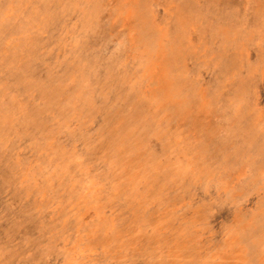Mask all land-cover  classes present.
Instances as JSON below:
<instances>
[{"label":"rangeland","instance_id":"obj_1","mask_svg":"<svg viewBox=\"0 0 264 264\" xmlns=\"http://www.w3.org/2000/svg\"><path fill=\"white\" fill-rule=\"evenodd\" d=\"M35 1L0 0V264H264V109L243 90L254 79L264 101V62L242 63L246 41L208 37L183 0Z\"/></svg>","mask_w":264,"mask_h":264},{"label":"bare ground","instance_id":"obj_2","mask_svg":"<svg viewBox=\"0 0 264 264\" xmlns=\"http://www.w3.org/2000/svg\"><path fill=\"white\" fill-rule=\"evenodd\" d=\"M28 1V0H27ZM58 1V0H57ZM77 1V0H76ZM86 1V0H85ZM88 1V0H87ZM109 1V0H108ZM111 1V0H110ZM147 1V0H146ZM164 1V0H163ZM166 1V0H165ZM172 1V0H171ZM198 1V0H197ZM35 2H42V0H37V1H35ZM92 2H94V1H92ZM99 3L100 2H102V1H98ZM104 2V1H103ZM113 2V1H112ZM127 2V1H126ZM242 2V1H241ZM45 3V2H44ZM70 3H73V2H71L70 1ZM110 3V2H109ZM108 3V4H109ZM118 3V2H117ZM122 3V2H121ZM125 3V2H124ZM146 3V2H145ZM152 3V2H151ZM164 3V2H163ZM166 3V2H165ZM198 3V2H197ZM19 4V3H18ZM24 4V3H23ZM26 4V3H25ZM89 4V3H88ZM105 4H107V3H105ZM120 4V3H119ZM167 4V3H166ZM165 4V5H166ZM169 4V3H168ZM175 4V3H174ZM183 4H185L186 5V8H188L189 9V13H191V15L189 16V18L191 19V20H193V19H195V20H199V22H196L198 25L199 24H201V27L200 28H206V30H207V32H205V34H207V36L208 37H213L214 39L216 38V37H214V36H212V35H214V34H216L217 35V33H219V31H217V28H218V26H222V27H224V28H226L227 30L229 29V34L232 36V37H234L235 39H237V38H239L240 40H245L246 41V43H247V45H248V48H249V50H250V54H249V57H245V62L244 61H242V63H245V65H248V67L249 68H252L254 65L253 64H255L256 62H258L259 60L260 61H262V62H264V39H263V43H262V45L261 46H256V44H255V38H258L259 36H258V34H261V35H263L264 36V13H256V12H254L253 11V6H252V2L251 1H249V2H247V3H245V4H247V5H239L240 4V2H239V0H202V3H201V7L200 6H198V5H196V3H195V1L194 0H183V2H182V6H184ZM244 4V3H243ZM35 5H37V3H35ZM72 5V4H71ZM81 5V4H80ZM86 5V4H85ZM85 5H83V7L85 6ZM91 5H93L94 6V4H91ZM98 5V4H97ZM104 5V4H103ZM176 5H178V4H176ZM200 5V4H199ZM33 6V5H32ZM105 6V5H104ZM181 6V5H180ZM237 6V7H236ZM238 6H247L248 7V9L245 11L244 9H239V7ZM8 7V6H7ZM80 7V6H79ZM82 7V6H81ZM96 7V6H95ZM94 7V8H95ZM103 7V6H102ZM108 7H109V5H108ZM116 7V6H115ZM114 7V8H115ZM174 7V6H173ZM185 7V6H184ZM241 7V8H242ZM12 8V7H11ZM23 8V7H22ZM71 8H73V6L71 7ZM77 8V7H76ZM91 8V6L89 7V9ZM114 8L112 9V10H114ZM118 8V7H117ZM157 8V7H156ZM160 8V7H159ZM164 8V7H163ZM172 8V7H171ZM75 9V8H74ZM85 9V8H84ZM84 9H82V10H84ZM6 10V9H5ZM77 10H79V9H77ZM118 10V9H117ZM123 10V9H122ZM153 10V9H152ZM155 10V9H154ZM94 11V10H93ZM97 11V10H96ZM158 11V10H157ZM161 11V10H160ZM4 12V11H3ZM114 12V11H113ZM118 13H119V11H117ZM155 12V11H154ZM18 13V12H17ZM64 13V12H63ZM122 13H123V11H122ZM130 13V12H129ZM5 14V13H4ZM16 14V13H15ZM179 14V13H178ZM14 15V14H13ZM21 15V14H20ZM90 15V14H89ZM98 15V14H97ZM3 16V15H2ZM49 16H50V13L48 12V11H46V13H45V16H44V18H43V20L44 19H46V20H49ZM65 16H67V15H65ZM104 16H106V15H104ZM129 16H132V15H129ZM167 16V15H166ZM180 16H182V15H180ZM1 17V16H0ZM29 17V16H28ZM86 17V16H85ZM163 17V16H162ZM6 18V17H5ZM77 18H78V16H77ZM87 18V17H86ZM118 18V17H117ZM3 19V18H2ZM6 19H8V18H6ZM129 19H131V18H129ZM173 19L174 20H177V21H175L176 22V24L177 23H179V19L180 18H178L177 16H174L173 17ZM76 20V19H75ZM91 20V19H90ZM120 20V19H119ZM167 20V19H166ZM11 21V20H10ZM27 21V20H26ZM63 21V20H62ZM66 21V20H65ZM84 21H86V20H84ZM116 21V20H115ZM208 21H210L211 23L209 24V25H206L205 26V24L206 23H208ZM46 22V21H45ZM98 22V21H97ZM128 22V21H127ZM1 23V22H0ZM3 23V22H2ZM10 23V22H9ZM129 23V22H128ZM12 24V23H11ZM11 24H9L8 26H10ZM21 24V23H20ZM31 24V23H30ZM37 25V24H36ZM69 25V24H68ZM109 25V24H108ZM113 25V24H112ZM119 25V24H118ZM40 26V25H39ZM197 26V25H196ZM26 27H27V25H26ZM42 27V26H41ZM64 27V26H63ZM65 27H67V26H65ZM76 27V26H75ZM74 27V28H75ZM116 27H118V26H116ZM133 27V26H132ZM158 27V26H157ZM208 27L210 28V29H212L213 31L210 33V31H209V29H208ZM43 28V27H42ZM41 28V29H42ZM50 28V27H49ZM19 29H20V27H19ZM32 29V28H31ZM45 29H47V28H45ZM124 29V28H123ZM122 29V30H123ZM172 29V28H171ZM36 30V29H35ZM69 30H70V27H69ZM113 30V29H112ZM118 30V29H117ZM1 31V30H0ZM38 31H39V28H38ZM54 31V30H53ZM75 31V30H74ZM80 31V29L78 28V32ZM134 31V30H133ZM5 32V31H4ZM43 32V31H42ZM78 32H76V33H78ZM3 33V32H2ZM23 33V32H22ZM35 33H38V32H36L35 31ZM46 33V32H45ZM53 33H55V32H53ZM109 33H111V32H109ZM130 33V32H129ZM189 33H190V31H189ZM188 33V34H189ZM14 34V33H13ZM19 34V33H18ZM18 34H16V35H18ZM27 34V33H26ZM32 34V33H31ZM40 34V33H39ZM39 34L37 35V36H39ZM192 34V33H191ZM197 34L198 35H203L204 33L203 32H201V31H199V30H197ZM205 34H204V36H205ZM212 34V35H211ZM1 35V34H0ZM10 35H12V34H10ZM16 35H15V37H16ZM30 35V34H29ZM36 35H35V37H36ZM46 35V34H45ZM44 35V36H45ZM73 35V34H72ZM72 35H71V37H72ZM196 35V34H195ZM20 36H21V34H20ZM22 36H24V35H22ZM25 36H27V35H25ZM31 36V35H30ZM58 36V35H57ZM78 36V35H77ZM8 37H9V35H8ZM18 37V36H17ZM134 37V36H133ZM13 38V37H12ZM28 38V37H27ZM26 38V39H27ZM34 38V37H33ZM73 38V37H72ZM164 38V37H163ZM233 38V39H234ZM29 39V38H28ZM47 39V38H46ZM50 39V38H49ZM52 39V38H51ZM50 39V40H51ZM56 39H57V37H56ZM125 39H127V37L125 38ZM133 39V38H132ZM188 39V38H187ZM259 39H261V37L259 38ZM13 40V39H12ZM16 40V39H15ZM25 40V39H24ZM43 40H45V39H43ZM42 40V41H43ZM116 40V39H115ZM193 40H194V35H193ZM201 40V39H200ZM232 40V39H231ZM4 41V40H3ZM20 41H23L22 39L20 40ZM49 41V40H48ZM69 41H71V40H69ZM79 41V40H78ZM83 41V40H82ZM113 41V40H112ZM159 41V40H158ZM195 41H196V38H195ZM213 41V40H212ZM10 42V41H9ZM15 42V41H14ZM25 42V41H24ZM28 42V41H27ZM106 42V41H105ZM120 42V41H119ZM240 41H238V43H239ZM43 43H45V41L43 42ZM200 43V42H199ZM214 43V42H213ZM232 43H234V41L232 40ZM31 43H29V45H30ZM105 45H106V43H104ZM137 44V43H136ZM190 44V43H189ZM212 44V43H211ZM215 44H216V48H214L213 49V51H219L221 48H220V43L218 42H215ZM224 44V43H223ZM235 44H237V42L235 41V43H234V45L233 46H235ZM3 46H4V44H2ZM1 45V46H2ZM28 45V46H29ZM41 45V44H40ZM77 45V44H76ZM104 46V45H103ZM107 46V45H106ZM158 46V45H157ZM233 46H230L228 49H226L225 51H226V53H227V51H229L230 52V55H227V57L226 58H224L223 59V61H221V59H220V61H219V65H218V67L217 66H215V68H216V70L214 71V72H212L211 74H210V78H213L214 77V75H215V72L217 71V70H219V71H223V69L225 68V69H228V68H232L233 66H234V63L236 62L235 61V58H234V56L232 55V52L234 53L235 52V48L233 47ZM76 47V46H75ZM102 47V46H101ZM211 47H213V46H211ZM27 48V47H26ZM41 48V47H40ZM55 48V47H54ZM99 48V47H98ZM103 48V47H102ZM126 48V47H125ZM140 48H141V46H140ZM56 49H57V47H56ZM75 49V48H74ZM161 49V48H160ZM206 49V48H205ZM12 50H14V49H12ZM21 50V49H20ZM73 50V49H72ZM80 50V49H79ZM94 50V49H93ZM96 50V49H95ZM103 50V49H102ZM102 50H100V52L102 51ZM110 50V49H109ZM129 50V49H128ZM135 50V49H134ZM141 50V49H140ZM143 50V49H142ZM221 50H223V49H221ZM39 51V50H38ZM81 51V50H80ZM92 50L90 49V52H91ZM202 51V50H201ZM248 51V50H247ZM246 51V52H247ZM12 52V51H11ZM43 52V51H42ZM77 52V51H76ZM94 52V51H93ZM96 52V51H95ZM98 52H99V50H98ZM118 52V51H117ZM129 52V51H128ZM130 52H132V51H130ZM142 52V51H141ZM39 53V52H38ZM55 53V52H54ZM64 53V52H63ZM66 53V52H65ZM80 53V52H79ZM219 53V52H218ZM241 53V52H240ZM18 54H19V52H18ZM26 54H28V52L26 53ZM50 54V53H49ZM73 54V53H72ZM76 54V53H75ZM103 54V53H102ZM114 54V53H113ZM118 54V53H117ZM141 54V53H140ZM180 54V53H179ZM185 54V53H184ZM214 54V53H213ZM22 55V54H21ZM62 55V54H61ZM95 55V54H94ZM119 55V54H118ZM125 55V54H124ZM219 55V54H218ZM64 56V55H63ZM66 56H67V54H66ZM65 56V57H66ZM105 56V55H104ZM185 56V55H184ZM187 56V55H186ZM195 56V55H194ZM212 56H214V55H212ZM7 58H8V56H6ZM38 57V56H37ZM45 57V56H44ZM204 57H205V55H204ZM18 58V57H17ZM21 58V57H20ZM27 58V57H26ZM32 58V57H31ZM42 58V57H41ZM40 58V59H41ZM48 58V57H47ZM59 58V57H58ZM57 58V59H58ZM125 58V57H124ZM165 58H167L166 56H165ZM164 58V59H165ZM136 59V58H135ZM138 59V58H137ZM208 59V58H207ZM161 60V59H160ZM194 60V59H193ZM201 60V59H200ZM119 61V60H118ZM149 61V60H148ZM189 61V60H188ZM44 62V61H43ZM43 62H41V63H43ZM60 62V61H59ZM127 62V61H126ZM134 62V61H133ZM136 62V61H135ZM195 62V61H194ZM206 62V61H205ZM36 63V62H35ZM61 63V62H60ZM85 63V62H84ZM109 63V62H108ZM122 63V62H121ZM121 63H120V65H121ZM49 64V63H48ZM48 64H46V65H48ZM103 64H105V63H103ZM131 64V63H130ZM136 64H137V62H136ZM182 64H184V63H182ZM217 64V63H216ZM53 65V64H52ZM58 65V64H57ZM95 65H97L98 66V64H96L95 63ZM99 65H101V64H99ZM107 65V64H106ZM105 65V66H106ZM109 65V64H108ZM112 64H110V66H111ZM114 65V64H113ZM118 65V64H117ZM186 65H188L187 63H186ZM56 66V65H55ZM104 66V65H103ZM109 66V67H110ZM130 66V65H129ZM136 66V65H135ZM210 66V65H209ZM44 67H46V66H44ZM50 67V66H49ZM92 67V66H91ZM98 67H100V66H98ZM102 67V66H101ZM108 67V68H109ZM122 67V66H121ZM128 67V66H127ZM141 67H142V64H141ZM168 67V66H167ZM202 67V66H201ZM129 68V67H128ZM134 68V67H133ZM187 68H189V67H186V69ZM205 68V67H204ZM242 68V67H241ZM56 69V68H55ZM92 69V68H91ZM101 69V68H100ZM94 70V69H93ZM119 70V69H118ZM241 70V69H240ZM52 71V70H51ZM102 71V70H101ZM131 71H132V69H131ZM261 71V70H260ZM14 72H16V71H14ZM120 72V71H119ZM136 72V71H135ZM145 72V71H144ZM188 72V71H187ZM207 72V71H206ZM234 72V71H233ZM254 72V71H253ZM104 72H102V74H103ZM115 73V72H114ZM231 73V72H230ZM229 73V74H230ZM14 74V73H13ZM105 74V73H104ZM103 74V77L105 76ZM202 74V73H201ZM206 74V73H205ZM235 74V73H234ZM74 75V74H73ZM87 75V74H86ZM90 75V74H89ZM167 75V74H166ZM183 75H185V74H183ZM203 75V74H202ZM206 75H208V74H206ZM254 75V74H253ZM178 76L181 78L182 77V74L180 73V74H178ZM1 77V76H0ZM9 77H11V76H9ZM169 77V76H168ZM126 78V77H125ZM167 78V77H166ZM208 78V77H207ZM169 79H171L170 77H169ZM200 79V78H199ZM146 80V79H145ZM201 80V79H200ZM244 80V79H243ZM1 81V80H0ZM24 81H26L25 79H24ZM71 81H72V79H71ZM109 81V80H108ZM107 81V82H108ZM230 81V80H229ZM85 82V81H84ZM87 82V81H86ZM94 82V81H93ZM137 82V81H136ZM9 83V82H8ZM68 83H69V81H68ZM72 83V82H71ZM95 83V82H94ZM99 83V82H98ZM110 83V82H109ZM154 83V82H153ZM171 83H173V82H171ZM170 83V84H171ZM225 83H227V82H225ZM10 84V83H9ZM140 85H141V83H139ZM178 84V83H177ZM14 85V84H13ZM16 85V84H15ZM63 85H64V83H63ZM92 85H95V84H92ZM180 84H178V85H175V87H177V86H179ZM183 84H181V86H182ZM257 85H259L257 82H255L254 81V79H252V78H250V80H249V84L247 85V88H243V90H245L246 91V95H245V103L247 104V105H258V104H260L261 106H262V108L264 109V101H262L261 99H257V97H258V92H257V89H258V86ZM12 86V85H11ZM106 86H107V84H106ZM105 86V87H106ZM203 86V85H202ZM13 87V86H12ZM84 87V86H83ZM82 87V88H83ZM114 87V86H113ZM120 87H122V86H120ZM180 87V86H179ZM174 88V87H173ZM78 89V88H77ZM80 89V88H79ZM85 89H86V87H85ZM97 89V88H96ZM110 89H112V88H110ZM114 89V88H113ZM119 89V88H118ZM198 89V88H197ZM51 90V89H50ZM117 90V89H116ZM175 90V89H174ZM53 91V90H52ZM51 91V92H52ZM79 91V90H78ZM114 90H112V92H113ZM222 91V90H221ZM238 91V90H237ZM240 91V90H239ZM259 91V90H258ZM33 92V91H32ZM94 92V91H93ZM107 92V91H106ZM161 92V91H160ZM175 92H177V91H175ZM262 92V91H261ZM260 93V92H259ZM109 94V93H108ZM122 94V93H121ZM159 94V93H158ZM174 93H172V95H173ZM177 94V93H176ZM178 94H179V92H178ZM1 95V94H0ZM111 94H109V96H110ZM76 96V95H75ZM126 96V95H125ZM157 96V95H156ZM204 96V95H203ZM60 97V96H59ZM66 97V96H65ZM64 97V98H65ZM107 97V96H106ZM119 97H121V96H119ZM127 97V96H126ZM158 97V96H157ZM238 97V96H237ZM2 98H3V96H2ZM62 98V97H61ZM76 98V97H75ZM75 98H74V100H75ZM83 98V97H82ZM110 98V97H109ZM79 99V98H78ZM100 99V98H99ZM98 99V100H99ZM105 99H107V98H105ZM111 99V98H110ZM109 99V100H110ZM115 99V98H114ZM117 99V98H116ZM159 99V98H158ZM210 99V98H209ZM98 100H96V101H98ZM113 100V99H112ZM118 100H120V99H118ZM127 100V99H126ZM129 100V99H128ZM72 101V100H71ZM122 101V100H121ZM124 101V100H123ZM122 101V102H123ZM130 101V100H129ZM211 100H209V102H210ZM38 102V101H37ZM127 102V101H126ZM125 102V103H126ZM74 103V102H73ZM83 103V102H82ZM89 103V102H88ZM181 103L183 104V102L181 101ZM78 104V103H77ZM95 104V103H94ZM97 104V103H96ZM116 104V103H115ZM129 104V103H128ZM166 104H168V102L166 103ZM180 104V103H179ZM197 104V103H196ZM239 104V103H238ZM181 105V104H180ZM216 105V104H215ZM229 105V104H228ZM72 106V105H71ZM84 106H85V104H84ZM94 106V105H93ZM116 106V105H115ZM170 106V105H169ZM182 106V105H181ZM230 106V105H229ZM239 106V105H238ZM72 107H74V106H72ZM89 107V106H88ZM87 107V108H88ZM95 107H96V105H95ZM138 107V106H137ZM136 107V108H137ZM170 107H172V106H170ZM178 107V106H177ZM205 107H207V106H205ZM212 107V106H211ZM93 108V107H92ZM100 108V107H99ZM102 108H104V107H102ZM135 108V109H136ZM180 108V107H179ZM182 108H185V107H183L182 106ZM81 109V108H80ZM90 109V108H89ZM111 109H113V108H111ZM111 109H109V110H111ZM163 109V108H162ZM169 109V108H168ZM213 109V108H212ZM236 109V108H235ZM82 110V109H81ZM106 111H107V109H105ZM172 110H173V108H172ZM188 110V109H187ZM186 110V111H187ZM190 110V109H189ZM136 111V110H135ZM157 111V110H156ZM164 111H166L165 110V108H164ZM174 111V110H173ZM177 111V110H176ZM185 111V110H184ZM262 111V110H261ZM47 112V111H46ZM112 112V111H111ZM159 112V111H158ZM167 112V111H166ZM178 112V111H177ZM189 112V111H188ZM195 112V111H194ZM194 112H193V114L192 115H194ZM201 112V111H200ZM211 112V111H210ZM160 113V112H159ZM182 113V112H181ZM196 113V112H195ZM29 114H31V113H29ZM76 114V113H75ZM89 114H92V113H89ZM121 114V113H120ZM143 114V113H142ZM167 114V113H166ZM173 114V113H172ZM174 114H175V112H174ZM188 114V113H187ZM199 114V113H198ZM264 114V113H263ZM77 115H78V113H77ZM30 116V115H29ZM171 116H173V115H171ZM178 116H180V115H178ZM216 116V115H215ZM3 117V116H2ZM5 117V116H4ZM30 117H32V115L30 116ZM83 117H85V116H83ZM90 117V116H89ZM88 117V118H89ZM96 117H99V116H97L96 115ZM112 117V116H111ZM191 117V116H190ZM210 117H211V115H210ZM213 117V116H212ZM236 117V116H235ZM28 118V117H27ZM54 118V117H53ZM58 118V117H57ZM73 118V117H72ZM76 118H77V116H76ZM254 118V117H253ZM261 118V117H260ZM30 119V118H29ZM68 119V118H67ZM92 119V118H91ZM195 119V118H194ZM36 120H38V119H36ZM59 120V119H58ZM75 120V119H74ZM93 120V119H92ZM97 120H99V119H97ZM104 120H105V118H104ZM123 120V119H122ZM121 120V121H122ZM216 120V119H215ZM234 120V119H233ZM86 121H88V120H86ZM94 121V120H93ZM92 121V122H93ZM149 121V120H148ZM176 121V120H175ZM203 121V120H202ZM231 121V120H230ZM258 121V120H257ZM55 122V121H54ZM66 122H68V121H66ZM97 122V121H96ZM101 122V121H100ZM162 122V121H161ZM185 122V121H184ZM193 122V121H192ZM197 122H199V120L197 121ZM197 122H195V123H197ZM204 122V121H203ZM209 122V121H208ZM26 123V122H25ZM44 123V122H43ZM58 123H61V122H58ZM164 123V122H163ZM168 123H169V121H168ZM201 123V122H200ZM206 123V122H205ZM204 123V124H205ZM233 123V122H232ZM256 123V122H255ZM262 124L264 123V122H261ZM31 124H32V122H31ZM93 124V123H92ZM97 124H99L98 122H97ZM96 124V125H97ZM166 124V123H165ZM170 124V123H169ZM1 125H3V124H1ZM26 125V124H25ZM81 125V124H80ZM79 125V126H80ZM83 125V124H82ZM144 125V124H143ZM147 125V124H146ZM197 125V124H196ZM200 125V124H199ZM210 125V124H209ZM218 125H220V124H218ZM74 126H76V125H74ZM161 126L162 127H164L165 125H162L161 124ZM182 126V125H181ZM188 126V125H187ZM205 126V125H204ZM203 126V127H204ZM224 126V125H223ZM254 126V125H253ZM261 126V125H260ZM259 126V127H260ZM82 127V126H81ZM169 127H170V125H169ZM196 127V126H195ZM199 127V126H198ZM197 127V128H198ZM214 127H216V125L214 126ZM220 127V126H219ZM80 128V127H79ZM90 128V127H89ZM93 128V127H92ZM105 128V127H104ZM200 128V127H199ZM74 129V128H73ZM72 129V130H73ZM189 129H191V128H189ZM205 129H206V127H205ZM216 129V128H215ZM223 129V128H222ZM259 129V128H258ZM17 130H18V128H17ZM24 130V129H23ZM65 130V129H64ZM69 130V129H68ZM182 130V129H181ZM203 130V129H202ZM262 130V129H261ZM22 131V130H21ZM26 131V130H25ZM28 131V130H27ZM26 131V132H27ZM81 131V130H80ZM83 131V130H82ZM87 131V130H86ZM118 131V130H117ZM169 131V130H168ZM196 131V130H195ZM206 131V130H205ZM17 132V131H16ZM15 132V133H16ZM98 132V131H97ZM109 132V131H108ZM182 132V131H181ZM180 132V133H181ZM211 132V131H210ZM218 132V131H217ZM257 132H259V131H257ZM19 133H20V131H19ZM18 132H17V134H19ZM105 133V132H104ZM111 133V132H110ZM183 133H184V129H183ZM195 133H198V132H195ZM212 133H213V131H212ZM231 133H233V132H231ZM230 133V134H231ZM102 134V133H101ZM190 134V133H189ZM200 134V133H199ZM209 134V133H208ZM256 134V133H255ZM91 135H92V133H91ZM95 135V134H94ZM93 135V136H94ZM108 135V134H107ZM254 135V134H253ZM257 135V134H256ZM255 135V136H256ZM88 136V135H87ZM186 136V135H185ZM199 136V135H198ZM213 136V135H212ZM98 137V136H97ZM96 137V138H97ZM182 137V136H181ZM188 137V136H187ZM195 137H196V135H195ZM88 138V137H87ZM100 138V137H99ZM115 138V137H114ZM205 138V137H204ZM18 139V138H17ZM186 139V138H185ZM202 139V138H201ZM211 139V138H210ZM246 139H247V137H246ZM246 139H244V141H243V139H242V136L239 134V133H235L234 135H233V137L231 138V142H232V144H234V145H240L241 144V146H242V148L241 149H243V148H245L246 146H247V143H245V142H247L246 141ZM8 140H9V138H8ZM100 140V139H99ZM103 140V139H102ZM115 140H116V138H115ZM114 140V141H115ZM10 141V140H9ZM8 141V142H9ZM18 141V140H17ZM28 141V140H27ZM202 141V140H201ZM206 141V140H205ZM11 142V141H10ZM9 142V143H10ZM19 142V141H18ZM98 142V141H97ZM106 142L108 143V140H106ZM180 142V141H179ZM178 142V143H179ZM192 142V141H191ZM203 142V141H202ZM9 143H8V146H9ZM14 143H16V141H14ZM25 143V142H24ZM93 143H95V142H93ZM182 142H180V144H181ZM208 143V142H207ZM206 143V144H207ZM3 144V143H2ZM1 144V145H2ZM27 144V143H26ZM26 144H24V145H26ZM38 144V143H37ZM84 144V143H83ZM103 144V143H102ZM110 144V143H109ZM158 143H156V145H157ZM171 144H172V141H171ZM198 144V143H197ZM11 145V144H10ZM30 145V144H29ZM86 145V144H85ZM111 145V144H110ZM12 146V145H11ZM17 146V145H16ZM23 146V145H22ZM35 146V145H34ZM62 146V145H61ZM97 146H100V145H98L97 144ZM105 146V144H103V147ZM198 146V145H197ZM10 147V146H9ZM55 147V146H54ZM72 147V146H71ZM88 147H90V146H88ZM100 147H102V145L100 146ZM155 147H158V145L157 146H155ZM193 147V146H192ZM194 147H196V146H194ZM207 147H208V145H207ZM217 147V146H216ZM229 147V146H228ZM248 147V146H247ZM246 147V148H247ZM16 148V147H15ZM14 148V149H15ZM37 148H38V146H37ZM58 148H60V147H58ZM106 148H109L108 146L106 147ZM111 148V147H110ZM109 148V149H110ZM174 148V147H173ZM9 149V148H8ZM13 149V148H12ZM30 149V148H29ZM33 149V148H32ZM39 149V148H38ZM85 149H87V148H85ZM108 149V150H109ZM194 149V148H193ZM254 149V148H253ZM5 150V149H4ZM11 150V149H10ZM57 150V149H56ZM76 150V149H75ZM90 150V149H89ZM111 150V149H110ZM109 150V151H110ZM217 150V149H216ZM220 150V149H219ZM6 151H8L9 152V150H7L6 149ZM96 151V150H95ZM189 151V150H188ZM200 151V150H199ZM203 151V150H202ZM205 151V150H204ZM207 151V150H206ZM205 151V152H206ZM225 151V150H224ZM2 152V151H1ZM88 152H90V151H88ZM100 152V151H99ZM213 152V151H212ZM218 152V151H217ZM221 152V151H220ZM10 153V152H9ZM54 153V152H53ZM77 153H79L78 151H77ZM110 153V152H109ZM158 153V152H157ZM208 153H211V152H208ZM219 153V152H218ZM55 154V153H54ZM53 154V155H54ZM57 154V153H56ZM87 154V153H86ZM90 154V153H89ZM91 154H96L95 152L94 153H91ZM113 154H114V152H113ZM240 154V153H239ZM8 155V153H6V156ZM81 155V154H80ZM99 155V154H98ZM199 155V154H198ZM206 155H207V153H206ZM228 155V154H227ZM1 156V155H0ZM12 156V155H11ZM10 156V157H11ZM22 156H23V153H22ZM26 156V155H25ZM56 156H58V155H56ZM101 156V155H100ZM99 156V157H100ZM241 156V155H240ZM8 157V156H7ZM84 157V156H83ZM85 157H86V155H85ZM207 157V156H206ZM230 157V156H229ZM3 158H4V156H3ZM211 158V157H210ZM247 158V157H246ZM26 159V157L24 158V160ZM254 159V158H253ZM262 159V158H261ZM1 160V159H0ZM5 160V159H4ZM6 160H7V158H6ZM23 160V161H24ZM64 160V159H63ZM207 160H208V158H207ZM233 160H235V158H233ZM244 160H246V159H244ZM90 161V160H89ZM96 161V160H95ZM94 161V162H95ZM101 161H102V159H101ZM100 161V162H101ZM213 161V160H212ZM84 162H85V160H84ZM93 162V163H94ZM199 162V161H198ZM210 162V161H209ZM9 163H11V161L9 162ZM13 163V162H12ZM65 163H66V160H65ZM104 163V162H103ZM215 163V162H214ZM214 163H213V165H214ZM230 163V162H229ZM247 163H248V161H247ZM247 163H245L246 165H247ZM14 164V163H13ZM91 164H92V162H91ZM98 164V163H97ZM226 164V163H225ZM231 164H232V162H231ZM263 164V163H262ZM11 166H12V164H10ZM221 165V164H220ZM223 165V164H222ZM236 165V164H235ZM95 166H97L96 164H95ZM98 166H101V164L100 165H98ZM210 166V165H209ZM218 166V165H217ZM231 167H232V165H230ZM261 166H263V165H261ZM13 167V166H12ZM14 167H16V166H14ZM219 167V166H218ZM227 167H229L228 165H227ZM2 169H3V167H1ZM92 168H93V166H92ZM95 168V167H94ZM101 168V167H100ZM212 168V167H211ZM248 168H249V166H248ZM262 168V167H261ZM216 169V168H215ZM260 169V168H259ZM4 170V169H3ZM226 170V169H225ZM5 171V170H4ZM258 171V170H257ZM225 173V172H224ZM223 173V174H224ZM261 173V172H260ZM1 174V173H0ZM198 174V173H197ZM246 174V173H245ZM250 174V173H249ZM263 175H264V173H263ZM10 176V175H9ZM243 176V175H242ZM133 177V176H132ZM228 177V176H227ZM216 178H217V176H216ZM13 179V178H12ZM239 179V178H238ZM54 180V179H53ZM11 181V180H10ZM238 182V181H237ZM252 183V182H251ZM10 185H11V183H10ZM9 185V186H10ZM233 186V185H232ZM264 186V185H263ZM3 187V186H2ZM4 188V187H3ZM10 188V187H9ZM256 189V188H255ZM262 189V188H261ZM229 190V189H228ZM137 191V190H136ZM209 191V190H208ZM254 191V190H253ZM252 191V192H253ZM211 192V191H210ZM233 193V192H232ZM108 194H110L109 192H108ZM158 194V193H157ZM248 194V193H247ZM200 196H201V194H199ZM225 197V196H224ZM259 197H261V196H259ZM229 198V197H228ZM251 198V197H250ZM230 199V198H229ZM228 199V200H229ZM232 200V199H231ZM230 200V201H231ZM249 201V200H248ZM251 201H252V199H251ZM238 202V201H237ZM259 202H260V200H259ZM253 203V202H252ZM166 204H167V200H166ZM192 204V203H191ZM241 204V203H240ZM260 204V203H259ZM223 206V205H222ZM225 206V205H224ZM261 206V205H260ZM213 207V206H212ZM231 206H229V208H230ZM257 207V206H256ZM223 209H226V208H223ZM231 209V208H230ZM233 210H235V208L233 209ZM263 210V209H262ZM217 211H219V210H217ZM216 211V212H217ZM221 211V210H220ZM219 211V212H220ZM236 211V210H235ZM249 211V210H248ZM8 213V212H7ZM218 213V212H217ZM228 213V212H227ZM245 213H247V212H245ZM249 213V212H248ZM251 213V212H250ZM212 214V213H211ZM223 214H225V215H227L226 213H223ZM253 214V213H252ZM254 215V214H253ZM256 215V214H255ZM254 215V216H255ZM258 215V214H257ZM263 215H264V213H263ZM217 216V215H216ZM231 216V215H230ZM258 216H261L260 214L258 215ZM257 216V217H258ZM26 217V216H25ZM215 217V216H214ZM247 217V216H246ZM221 218V217H220ZM225 218V217H224ZM262 218H263V216H262ZM127 219V218H126ZM244 219V218H243ZM227 220H229V219H227ZM260 220H262V219H260ZM121 221V220H120ZM223 221V220H222ZM1 222V221H0ZM117 222V221H116ZM212 222V221H211ZM210 223V222H209ZM214 223H215V221H214ZM226 223V222H225ZM32 224V223H31ZM182 224V223H181ZM218 224V223H217ZM211 225H213V224H211ZM248 225V224H247ZM245 226V225H244ZM249 227H250V225H248ZM215 228V227H214ZM217 228H218V226H217ZM252 229V228H251ZM218 230V229H217ZM257 230V229H256ZM258 231V230H257ZM245 232H246V230H245ZM248 232V231H247ZM218 233V232H217ZM256 234H257V232H256ZM250 235V234H249ZM248 237V236H247ZM251 237V236H250ZM258 237V236H257ZM178 238V237H177ZM190 238V237H189ZM245 238H246V235H245ZM260 238H261V236H260ZM95 239V238H94ZM170 239V238H169ZM113 241L115 240V239H112ZM117 240V239H116ZM172 240H173V238H172ZM254 240H256V237H255V239ZM204 242V241H203ZM202 242V243H203ZM218 242V241H217ZM259 242V241H258ZM257 242V243H258ZM261 242H262V240H261ZM260 242V243H261ZM58 243V242H57ZM248 243V242H247ZM56 244V243H55ZM187 244V243H186ZM192 244V243H191ZM260 245V244H259ZM263 245V244H262ZM110 246V245H109ZM161 246H163V245H161ZM190 246V245H189ZM205 245H203V247H204ZM254 246H257L256 245V243H255V245ZM98 247H99V245H98ZM252 247V246H251ZM110 248H111V246H110ZM201 248V247H200ZM257 249H258V247H256ZM255 249V248H254ZM260 249V248H259ZM203 250V249H202ZM189 251V250H188ZM258 251V250H257ZM262 251V250H261ZM195 252H197V251H195ZM256 252V251H255ZM121 253V252H120ZM192 253H194V252H192ZM253 253V252H252ZM182 254H183V252H182ZM188 254V253H187ZM191 253H189V255H190ZM200 254V253H199ZM202 254V253H201ZM251 254V253H250ZM257 254V253H256ZM163 255H165V254H163ZM185 255V254H184ZM121 256V255H120ZM196 256V255H195ZM248 256V255H247ZM254 256V255H253ZM200 257V256H199ZM251 257V256H250ZM104 258V257H103ZM102 258V259H103ZM113 258V257H112ZM207 258V257H206ZM184 259V258H183ZM122 260V259H121ZM253 260H255V259H253ZM119 261V260H118ZM194 261H196V260H194ZM198 261H199V259H198ZM165 262V261H164ZM189 262V261H188ZM191 262V261H190ZM197 262V261H196ZM210 262V261H209ZM121 263H122V261H121ZM166 263V262H165ZM207 263V262H206ZM253 263V262H252ZM251 263V264H252ZM201 264V263H200ZM213 264H215V262L213 263ZM256 264V263H255Z\"/></svg>","mask_w":264,"mask_h":264}]
</instances>
